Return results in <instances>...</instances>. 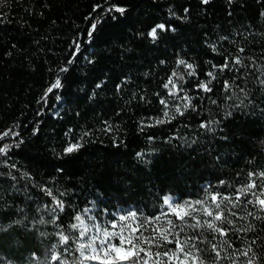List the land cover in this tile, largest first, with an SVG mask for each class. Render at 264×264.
<instances>
[{"label":"trees","instance_id":"1","mask_svg":"<svg viewBox=\"0 0 264 264\" xmlns=\"http://www.w3.org/2000/svg\"><path fill=\"white\" fill-rule=\"evenodd\" d=\"M98 3L103 7L93 12ZM113 4L125 12L109 13ZM185 7L187 18L179 19ZM262 13L264 0H0V133H18L0 141L12 145L0 154V264H80L78 243L87 241L70 227L79 224L77 214L109 230L113 220L133 227L149 220L141 232L150 237L168 228L167 220L181 224L170 213L161 216L168 212L165 195L179 205L192 202L201 221L210 219L200 208L211 195L235 202L251 180L260 195L264 178L249 173L264 172ZM93 22L98 27L89 38ZM160 23L175 31L153 40L148 33ZM235 56L240 64H232ZM181 59L195 75L185 74ZM226 59L228 69L212 67ZM173 72L176 87L166 89ZM57 78L62 87L45 95ZM208 81L210 92L198 88ZM75 143L81 147L66 153ZM255 198H240L237 215L228 217L233 225H221L230 229L226 237L185 226L180 239L203 233L189 243L203 250L204 264H217L213 243L219 264H246L253 254L255 264H264V219L253 218L264 211L247 203ZM57 200L64 209L54 215ZM231 207L221 205L226 212ZM130 212L136 220H118ZM60 232L70 237L67 244ZM250 244L249 256L241 255ZM148 247L176 250L175 242Z\"/></svg>","mask_w":264,"mask_h":264},{"label":"snow or ice","instance_id":"2","mask_svg":"<svg viewBox=\"0 0 264 264\" xmlns=\"http://www.w3.org/2000/svg\"><path fill=\"white\" fill-rule=\"evenodd\" d=\"M201 3L204 5H207L210 3V0H201ZM229 3H231V0H229ZM103 7L102 4H96L93 6V12H96L97 9H101ZM109 13L111 12H119L123 14L125 12V8L120 7L119 5L113 4L110 8L107 9ZM189 12V9L187 7L184 8V17H178L179 19H186L187 13ZM172 16H175L176 14L174 12L170 13ZM264 15V13H262ZM98 25L96 22L91 23L90 29L87 31V36L89 38L93 37L94 32L96 31ZM175 31L174 28H172L170 25H166L164 23L156 24L151 31L148 33L150 37L155 40L158 36L159 32L163 31ZM80 51V44L78 42H74V51L71 53L72 56H76V54ZM243 48H239L238 52H243ZM72 61L69 60L68 63H71ZM241 63L240 56L233 57L232 64L237 65ZM178 65H183L185 69L189 70L185 74L189 76L195 75L194 67L192 64L187 63L184 60H178ZM214 69H219L220 71H223L225 69H228L230 67L229 62L227 59L225 60V63L222 65H212ZM62 71H66V69H62ZM177 76L176 72L172 73V76L169 77L168 83L164 85V87L167 89L169 87V84H172L175 88L176 85L173 82L172 77ZM208 77L214 78V73L212 71H209L207 73ZM179 78H183L180 76ZM208 82H201L198 84V88L202 89L205 92H210L212 89L209 87ZM262 84H264V81H261ZM62 87L61 80L57 78L53 84L47 89L46 94L52 93L54 89H59ZM99 87V85H97ZM231 85L225 81V89L230 88ZM243 91V89H241ZM171 94V93H170ZM58 100L60 99L59 96L56 97ZM229 99L231 97H228ZM161 104H166V101L164 99H161ZM185 107H188L186 104ZM166 114V113H165ZM183 114V113H181ZM201 127H207V124L202 123ZM16 137L18 136V133L15 132L13 128L5 130L3 133H0V141L4 140L8 137ZM12 147V145L3 144L0 145V154H6L8 150ZM81 147L79 143L70 144L67 148H65L66 153H72L76 150H78ZM14 167V165H13ZM259 175L260 177L264 178V172L257 173H249V177H253ZM221 184L224 183V181L220 182ZM257 188V183L255 180H251L250 183L246 184L239 190H237L236 193V200L233 202V200L226 196H221L219 194L211 195V204L208 207H201L200 211L210 219L206 220H198L193 217V212L196 211V209L193 207L192 202H186L184 205L174 204L171 202L170 197H165L163 200L164 205L168 206V212L162 213L161 216H167L169 213L174 215L176 217V220L181 221V224L177 225L172 220H167V224L169 225L168 228H159L154 230V234L150 237H146L141 232V228L144 227V223H151V221L146 220L144 223H141L139 226L133 227L131 224H118L116 220H113L110 222V228L112 230H109L107 227H101L99 224H94L92 227L95 229L97 235L88 236V233L90 231L88 225L85 224L83 217L80 214H77L74 217L75 221H78L77 223H71L70 227L72 229H80L79 231V237L78 239H83L87 237V243L80 242L78 243L77 251L80 254V257L82 258L80 261V264H85L86 261H95L97 264H149V260L155 256L157 259L152 262V264H175V262H178V264H204L203 260L200 258L199 253L203 250H201L195 243H189V241L199 240L200 237L203 235V233L198 234L194 237H189L188 239L181 240L180 239V233L184 231L185 226L192 228V229H205L210 230L213 233L219 234L221 237H226L228 235V231L230 229H226L222 227V224H228L233 225V220H230L228 217L231 215L232 217H235L237 215L235 209L239 206L240 198L244 197L245 195L251 193L253 196H255V200H249L247 203L254 204L259 207L261 211H264V189H261L260 195H256L255 192L252 190ZM47 195L51 196L52 193L50 190H48ZM227 201V203L231 204L232 207L227 209V212L224 208H221V205L224 204ZM197 205H203L204 201L197 200L194 202ZM64 205L62 201L57 200L56 201V207L51 209L52 213L55 215L57 210L63 211ZM85 212H88V209L84 210ZM251 215V213H249ZM161 216L154 217V220L159 221L161 219ZM193 218L195 220V223L188 224L186 218ZM59 217L57 216L56 219ZM94 219V217H91ZM244 217H241L243 219ZM256 220L264 219V217L255 216L253 217ZM118 220L123 222L126 220H136V213L130 212L128 216H119ZM53 223L56 222V220L52 221ZM40 223H44L43 220H40ZM253 226L249 225L247 229H242V231H250L252 230ZM116 229H119L118 231ZM127 229V235H125V230ZM173 229H178L177 232L173 233ZM60 238L61 244H67L70 241V237L68 235H65L63 232L58 233ZM170 236L172 239H170ZM112 238H116L118 240V243H113ZM175 242L176 250L173 251H165L163 253L156 251H152V247H148L149 245L153 247H160L164 243H173ZM255 241H252V244H254ZM185 246H188V250H185ZM90 250L89 254H86L85 250ZM195 250V251H194ZM67 251V249H65ZM211 253H214V259L219 264V261L221 260V254L220 250L218 249L216 244H211L210 250ZM249 252H251V244L248 246L247 249L243 250L241 252V255L248 257ZM143 254V255H142ZM254 255L252 258H249L246 261V264H255L254 262ZM51 259L53 261H60V257L58 255H52Z\"/></svg>","mask_w":264,"mask_h":264},{"label":"rangeland","instance_id":"3","mask_svg":"<svg viewBox=\"0 0 264 264\" xmlns=\"http://www.w3.org/2000/svg\"><path fill=\"white\" fill-rule=\"evenodd\" d=\"M165 197H170L171 198V202L176 204V197L175 196H173V195H165L164 198ZM85 224L88 225V227L90 229V231L88 233V236L97 235L95 229L92 227L94 224H98L95 220H88V221L85 222ZM86 241H87V237H86ZM87 264H97V262L88 261Z\"/></svg>","mask_w":264,"mask_h":264}]
</instances>
